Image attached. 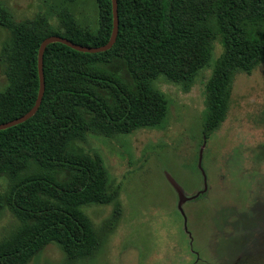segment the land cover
Instances as JSON below:
<instances>
[{
  "label": "trees",
  "instance_id": "obj_1",
  "mask_svg": "<svg viewBox=\"0 0 264 264\" xmlns=\"http://www.w3.org/2000/svg\"><path fill=\"white\" fill-rule=\"evenodd\" d=\"M72 1L64 0L58 12L63 33L44 17L16 24L0 8V25L10 33L1 50L10 86L0 93V123L33 106L37 50L45 37L86 46L108 41L111 0H94L93 32L74 21ZM117 16V35L106 51L48 44L38 109L0 130V214L6 209L21 222L16 238L0 243V264H27L53 242L71 256L90 242L92 227L82 207L107 201L110 189L100 159L77 142L95 129L129 134L159 125L166 101L152 88L156 77L188 88L209 63L214 44L220 46L205 83L206 137L225 118L233 74H249L264 59V0H117Z\"/></svg>",
  "mask_w": 264,
  "mask_h": 264
},
{
  "label": "rangeland",
  "instance_id": "obj_2",
  "mask_svg": "<svg viewBox=\"0 0 264 264\" xmlns=\"http://www.w3.org/2000/svg\"><path fill=\"white\" fill-rule=\"evenodd\" d=\"M62 5L0 0L12 22L44 17L61 33ZM69 10L82 29L96 30L94 0H73ZM9 39L0 25V93L10 86L1 53ZM220 52L215 43L188 88L163 75L152 81L166 101L159 125L129 134L95 129L77 142L100 159L110 199L82 207L92 238L79 252L70 256L53 242L27 264H264V59L249 74H233L225 118L204 137L205 83ZM165 174L186 198L181 204ZM20 228L3 210L0 243L11 242Z\"/></svg>",
  "mask_w": 264,
  "mask_h": 264
},
{
  "label": "water",
  "instance_id": "obj_3",
  "mask_svg": "<svg viewBox=\"0 0 264 264\" xmlns=\"http://www.w3.org/2000/svg\"><path fill=\"white\" fill-rule=\"evenodd\" d=\"M111 8H112V30L108 41L103 45L100 46L81 45L74 43L71 40L59 35H49L40 42L37 50V72H38L39 85H38L36 100L33 106L26 113L18 117H15L11 120L0 123V130L24 122L25 120L33 116L36 110L38 109L44 92L43 53L48 44L58 42L76 51L85 52V53H96V52L106 51L113 45L118 31L117 0H111ZM166 178L168 182L177 190L179 204H181L184 200H186V198L182 195L181 189L173 183L171 177L166 175Z\"/></svg>",
  "mask_w": 264,
  "mask_h": 264
}]
</instances>
